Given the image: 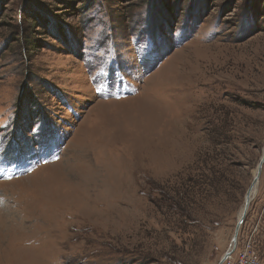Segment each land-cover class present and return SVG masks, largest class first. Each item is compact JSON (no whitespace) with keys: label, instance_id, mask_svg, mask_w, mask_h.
Listing matches in <instances>:
<instances>
[{"label":"rangeland","instance_id":"rangeland-1","mask_svg":"<svg viewBox=\"0 0 264 264\" xmlns=\"http://www.w3.org/2000/svg\"><path fill=\"white\" fill-rule=\"evenodd\" d=\"M263 152L264 0H0V264H218Z\"/></svg>","mask_w":264,"mask_h":264},{"label":"water","instance_id":"water-1","mask_svg":"<svg viewBox=\"0 0 264 264\" xmlns=\"http://www.w3.org/2000/svg\"><path fill=\"white\" fill-rule=\"evenodd\" d=\"M263 161H264V152H263V155H262V157H261V159L259 161V164L257 166L256 175L253 178V181H252L251 185L249 186V188L246 191L242 213H241V215H240V217L237 220V223L235 225L234 234H233V237L231 238V244L229 246V249L220 258L218 264H222L232 254V252L235 250L237 234H238L240 226H241V224L243 222V219L245 217V214H246L249 202H250V196L252 194L253 187L256 184L258 176L260 174L261 164H262Z\"/></svg>","mask_w":264,"mask_h":264},{"label":"built area","instance_id":"built-area-1","mask_svg":"<svg viewBox=\"0 0 264 264\" xmlns=\"http://www.w3.org/2000/svg\"><path fill=\"white\" fill-rule=\"evenodd\" d=\"M234 253L233 251L232 254ZM232 254L222 264H259L258 256L251 250L250 246L238 251L235 260H232Z\"/></svg>","mask_w":264,"mask_h":264},{"label":"trees","instance_id":"trees-1","mask_svg":"<svg viewBox=\"0 0 264 264\" xmlns=\"http://www.w3.org/2000/svg\"><path fill=\"white\" fill-rule=\"evenodd\" d=\"M36 114H39V113H37V111L35 112ZM34 115V114H33ZM16 121H19V120H16Z\"/></svg>","mask_w":264,"mask_h":264},{"label":"bare ground","instance_id":"bare-ground-1","mask_svg":"<svg viewBox=\"0 0 264 264\" xmlns=\"http://www.w3.org/2000/svg\"><path fill=\"white\" fill-rule=\"evenodd\" d=\"M242 212V211H241ZM240 215H241V213H240ZM240 217V216H239Z\"/></svg>","mask_w":264,"mask_h":264}]
</instances>
